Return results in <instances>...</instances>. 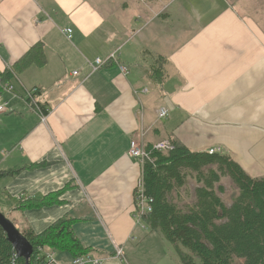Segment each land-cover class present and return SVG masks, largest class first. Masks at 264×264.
I'll return each instance as SVG.
<instances>
[{
  "label": "crops",
  "instance_id": "obj_1",
  "mask_svg": "<svg viewBox=\"0 0 264 264\" xmlns=\"http://www.w3.org/2000/svg\"><path fill=\"white\" fill-rule=\"evenodd\" d=\"M95 1L0 0V77L9 72L13 87L0 94V213L36 235L69 216L89 258L134 264L128 244L158 257L166 242H146L155 236L133 213L137 134L144 147L217 148L264 177V0ZM114 52L126 74L110 64L85 76L87 63ZM23 57L32 60L14 74ZM152 66L161 86L146 74ZM51 195L57 205L16 210Z\"/></svg>",
  "mask_w": 264,
  "mask_h": 264
},
{
  "label": "trees",
  "instance_id": "obj_2",
  "mask_svg": "<svg viewBox=\"0 0 264 264\" xmlns=\"http://www.w3.org/2000/svg\"><path fill=\"white\" fill-rule=\"evenodd\" d=\"M40 58L42 54L38 62ZM31 60L23 57L13 67V73ZM146 74L161 86V72L156 66ZM3 77L0 94L11 76L7 72ZM169 140L173 149L166 153L145 147L149 160L141 175L144 193L151 199V212L141 218L146 227L172 246L181 264H264V177H250L228 155L191 152ZM7 174L1 172L0 178ZM188 174L194 175L199 187L194 191V202L181 209L169 198L185 186ZM223 177H228L237 189L229 206L219 196L224 192L220 184ZM56 197L20 202L16 210L57 205ZM74 224L75 220L64 216L41 234L18 231L32 246L28 264H37L36 257L42 249L68 253L73 260L86 257L88 250L75 236ZM0 264H25L24 259L15 256L1 227Z\"/></svg>",
  "mask_w": 264,
  "mask_h": 264
},
{
  "label": "built area",
  "instance_id": "obj_3",
  "mask_svg": "<svg viewBox=\"0 0 264 264\" xmlns=\"http://www.w3.org/2000/svg\"><path fill=\"white\" fill-rule=\"evenodd\" d=\"M63 34L66 35L68 39L71 38V30L67 29L63 31ZM116 52L111 53L105 60L102 59H95L93 63H87V68L85 72V76H89L90 74L94 73L95 71L99 70L105 64L116 61ZM122 72L125 71L123 67L120 68ZM73 76H78L79 72L74 71L72 73ZM6 92H13V87L10 84H3L2 85V91ZM31 92H36V90H32ZM4 111H6V104L0 105V114H2ZM159 118H165L167 116V112L165 110H160L158 113ZM45 119L42 118L41 121L43 122ZM142 135L137 134L135 137H133L130 141V147L128 156L130 158L136 159L141 167H143L145 161L149 160V153L145 150L144 144L142 143ZM152 149L154 151L160 152V153H166L168 151H171L173 149L172 144L165 140L158 142L154 146H152ZM219 153V149L214 148L207 151V154L209 155H215ZM134 205H135V214L137 216L138 221L141 220L142 217L146 216L148 213L151 212V199L147 197L144 193V187L142 178L137 183L135 190H134ZM40 253L37 255L36 260L37 264H58L54 258L53 252H45V250H39ZM116 255L119 257L122 255V251L120 248L117 249ZM101 264L100 260H92L88 256L78 258L73 260L72 264Z\"/></svg>",
  "mask_w": 264,
  "mask_h": 264
},
{
  "label": "rangeland",
  "instance_id": "obj_4",
  "mask_svg": "<svg viewBox=\"0 0 264 264\" xmlns=\"http://www.w3.org/2000/svg\"><path fill=\"white\" fill-rule=\"evenodd\" d=\"M92 1H94L96 3L95 0H92ZM193 176L194 175L188 174L186 181H185V186H183L179 190H176L175 192H173L169 198V200L171 202H174L181 209L192 204L195 200L194 191L196 189L195 188L196 183H195ZM221 186L223 187L224 192L222 194H220L219 196L222 199V201L224 202V204L226 206H229L231 204L232 197L237 195V189H236L235 185L233 184V182L228 177H223L221 179ZM5 215H8V214H5ZM7 219L9 220V218H7ZM9 221H11V220H9ZM144 230H145L144 232L146 233V235L152 234L153 236H155V237H152L151 239H148L146 242H149V240H156L155 239L156 237H159L161 240V235H159V233L151 232L147 227ZM146 242H145V244H146ZM154 242H157V241H154ZM162 242H164V241H162ZM164 243H165V245H164L165 247H164L163 251L159 252L158 257L153 256V255H149V256L141 255V253H139L136 250L137 248L134 247V243H130L126 246V249H125V254H126L127 260L129 262L133 261L134 264H146V260H148L149 262L153 261L152 264H181L177 255L175 254L172 246L170 244H168L167 242H164ZM166 250H170L171 258L169 260L162 257L165 254ZM153 253H155V252H153Z\"/></svg>",
  "mask_w": 264,
  "mask_h": 264
},
{
  "label": "water",
  "instance_id": "obj_5",
  "mask_svg": "<svg viewBox=\"0 0 264 264\" xmlns=\"http://www.w3.org/2000/svg\"><path fill=\"white\" fill-rule=\"evenodd\" d=\"M0 227L6 235L8 242L12 245L13 252L17 258H22L28 264L32 255V246L27 242L15 226L3 214L0 213Z\"/></svg>",
  "mask_w": 264,
  "mask_h": 264
},
{
  "label": "bare ground",
  "instance_id": "obj_6",
  "mask_svg": "<svg viewBox=\"0 0 264 264\" xmlns=\"http://www.w3.org/2000/svg\"><path fill=\"white\" fill-rule=\"evenodd\" d=\"M66 30H67V29H66ZM63 31H64V30H63ZM63 31H62V33H63ZM71 35H72V31H71ZM110 64H118L119 69H120L121 67H123V68L125 69L124 72H122L121 69H120L121 73H123V74H126V73H127V68L119 64V62H118V60H117V57H116V61L109 62V63L105 64V66H106V65H110ZM103 67H104V66H103ZM32 93H33V92H31V93L29 94V96H31ZM31 97H32V96H31ZM2 105H5V104H2ZM5 112H6V111H4L3 113H5ZM3 113H2V114H3ZM0 115H1V114H0ZM166 140H167V139H166ZM161 141H165V140H161ZM161 141H158V142H161ZM167 141H169V142L171 143L170 140H167ZM158 142H157V143H158ZM142 143H143V141H142ZM157 143H155V144H157ZM143 144H144V143H143ZM155 144H154V145H155ZM171 144H172V143H171ZM154 145H153V146H154ZM172 146H173V145H172ZM129 147H130V144H129ZM128 152H129V151H128ZM135 160H136V159H135ZM136 161H137V160H136ZM137 162H138V161H137ZM141 169H142V167H141ZM141 178H142V175H141ZM133 213L135 214V205L133 206ZM135 216H136V214H135ZM136 218H137V216H136ZM120 250L122 251L121 248H120ZM116 252H117V250H116ZM116 256H117V255H116ZM121 257H122V255L119 256V257L117 256V258H121Z\"/></svg>",
  "mask_w": 264,
  "mask_h": 264
}]
</instances>
